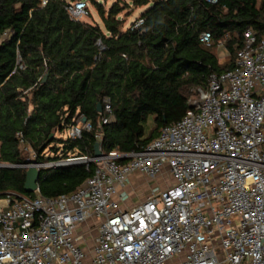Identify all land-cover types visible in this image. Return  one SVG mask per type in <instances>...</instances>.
Returning <instances> with one entry per match:
<instances>
[{"label": "built area", "instance_id": "2783aa9c", "mask_svg": "<svg viewBox=\"0 0 264 264\" xmlns=\"http://www.w3.org/2000/svg\"><path fill=\"white\" fill-rule=\"evenodd\" d=\"M65 8L74 20L89 14L85 0ZM142 23L138 16L129 26ZM199 40L209 45L210 32ZM236 50L232 68L211 74L184 116L143 149L101 150L100 126L113 119L107 96L94 133L100 156L37 160L18 133L27 157L0 167H96L66 194L0 196V264H264V36L248 28ZM92 127L77 113L65 138ZM165 166L171 185L119 207L124 197H114L132 172L155 177Z\"/></svg>", "mask_w": 264, "mask_h": 264}, {"label": "trees", "instance_id": "16d2710c", "mask_svg": "<svg viewBox=\"0 0 264 264\" xmlns=\"http://www.w3.org/2000/svg\"><path fill=\"white\" fill-rule=\"evenodd\" d=\"M69 1L0 0L2 162L27 157L18 133L37 160L93 156L97 103L105 96L113 119L100 126L101 150L143 149L162 127L184 116L195 89L205 88L211 74L232 68L244 30L264 36L263 0H131L133 6L149 5L134 29L124 28L118 17L130 3L115 1L105 10L99 1L85 0L100 18L89 23L70 18ZM203 31L210 32L209 45L199 40ZM220 42L229 53L222 63L216 52ZM77 113L91 120L92 129L77 139L56 136ZM149 116L152 124L145 130ZM46 148L53 157L44 156ZM95 167L90 161L42 168L39 193L66 194ZM25 171L0 167V196H34L24 190Z\"/></svg>", "mask_w": 264, "mask_h": 264}, {"label": "rangeland", "instance_id": "374dc122", "mask_svg": "<svg viewBox=\"0 0 264 264\" xmlns=\"http://www.w3.org/2000/svg\"><path fill=\"white\" fill-rule=\"evenodd\" d=\"M99 1L102 5V7L107 10L109 6L115 2L120 1L130 3L131 0H96ZM149 5H141V6H133L132 4L129 5L127 8L122 10L118 17L123 18V27H128L140 14L143 12ZM88 11L89 14L82 17L83 21L89 22V23H100V18L96 12L95 7L88 2ZM223 44H220L217 46L216 52L218 55V60L220 63L226 61L229 58V53L225 51ZM192 99L196 98V94L191 97ZM152 124V116H149L147 119V122L145 124V130H147L150 125ZM67 135V131L64 129L61 132H56V136H60L62 138H65ZM51 145H55L52 143ZM45 157H53L54 154L51 152L50 148H46L44 151ZM171 176L168 172L167 167H163L161 172L155 176V177H148L145 174H142L140 172H132L128 179L125 181L124 186L118 188L117 195H115V199L118 200V195H121L124 197L122 201H119V207L124 209L126 207H130L136 203L139 202V200H143L146 195H148L151 192L158 191L160 189H163L169 185L172 184ZM78 231H81V227L78 228ZM90 241V239H88ZM82 247L86 246L83 243H80Z\"/></svg>", "mask_w": 264, "mask_h": 264}, {"label": "water", "instance_id": "95a60500", "mask_svg": "<svg viewBox=\"0 0 264 264\" xmlns=\"http://www.w3.org/2000/svg\"><path fill=\"white\" fill-rule=\"evenodd\" d=\"M47 75L42 78V81L46 80ZM97 111H101V103H97ZM101 150L99 148V142L94 144V156H100ZM39 170L35 166H30L25 171L24 190L26 192H34L38 189L37 181L39 177Z\"/></svg>", "mask_w": 264, "mask_h": 264}, {"label": "crops", "instance_id": "0c3cea01", "mask_svg": "<svg viewBox=\"0 0 264 264\" xmlns=\"http://www.w3.org/2000/svg\"><path fill=\"white\" fill-rule=\"evenodd\" d=\"M224 49H226V48H224ZM225 51L228 52L227 49H226ZM91 224H92V222L89 221V222L87 223V225H85L84 228L86 229L87 227H90ZM95 230H96V229H94V228L91 227V228H90V232H89V234L92 235V236L95 235V233H96ZM91 240H92V237H90V242H91Z\"/></svg>", "mask_w": 264, "mask_h": 264}]
</instances>
